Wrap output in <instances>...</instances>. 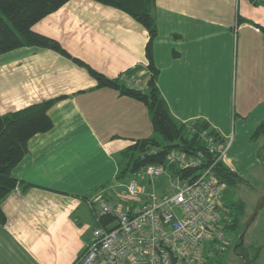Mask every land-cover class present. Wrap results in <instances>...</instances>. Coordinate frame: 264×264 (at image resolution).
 <instances>
[{
	"label": "crops",
	"instance_id": "crops-1",
	"mask_svg": "<svg viewBox=\"0 0 264 264\" xmlns=\"http://www.w3.org/2000/svg\"><path fill=\"white\" fill-rule=\"evenodd\" d=\"M153 15L158 87L170 113L187 125L207 121L230 143L223 162L251 178L264 168V137L251 141L264 122V38L257 27L264 26V6L155 0ZM33 31L68 56L37 46L0 54V113L52 102L54 124L30 139L13 171L19 191L1 203L0 264H79L99 226L96 200L124 192L117 156L153 136L145 105L97 88L88 67L146 85L149 34L126 11L95 0H69Z\"/></svg>",
	"mask_w": 264,
	"mask_h": 264
},
{
	"label": "trees",
	"instance_id": "trees-1",
	"mask_svg": "<svg viewBox=\"0 0 264 264\" xmlns=\"http://www.w3.org/2000/svg\"><path fill=\"white\" fill-rule=\"evenodd\" d=\"M68 1L0 0V54L26 46H37L68 56L57 41L33 31V26L38 21ZM95 1L126 11L140 22L149 34L146 46L149 76L146 85H143L144 90L128 86L122 78H106L88 67L90 74L97 81V88H110L118 91L123 97L143 103L151 118L153 136L138 140L117 156L119 165L117 179L125 182L144 167L166 164L167 154L177 150L189 155L204 154L203 167L215 164L213 171L225 188L237 187L245 183L246 180L232 171L223 160H218L217 153L209 152L208 143L202 135L206 134L208 138H212L216 146L225 143V140L207 121L196 120L189 125L183 124L177 121L168 109L158 87L160 71L153 57V45L158 35L157 23L153 15L155 0ZM251 1L255 6H264V0ZM238 22L243 23L245 20L239 17ZM257 27L264 38V26L257 25ZM79 64L83 65L81 62ZM51 106L52 102H44L8 115L0 113V221L3 224L6 218L2 212L1 203L18 186L17 180L13 177V171L25 156L30 139L38 134L47 133L53 128V121L48 114ZM261 137H264V122L256 128L251 141L256 142ZM196 173L197 170H191L187 174ZM224 207L229 217L226 232L232 235L240 227L241 219L245 214V205L243 203L229 205L224 201ZM260 208H264V201ZM111 221L112 219H107L103 221V225L106 226ZM241 247L239 246L237 253L245 259V264L254 263ZM218 256L219 253L216 252L212 258L205 260L204 264H221Z\"/></svg>",
	"mask_w": 264,
	"mask_h": 264
},
{
	"label": "built area",
	"instance_id": "built-area-1",
	"mask_svg": "<svg viewBox=\"0 0 264 264\" xmlns=\"http://www.w3.org/2000/svg\"><path fill=\"white\" fill-rule=\"evenodd\" d=\"M202 137L209 152L223 160L230 143L216 146L206 134ZM204 157L173 150L166 164L135 172L115 199L98 198L93 207L99 226L79 264H204L223 252L229 222L225 186L213 171L215 164L203 167ZM191 170L197 173L187 174ZM107 219L112 221L104 226Z\"/></svg>",
	"mask_w": 264,
	"mask_h": 264
},
{
	"label": "rangeland",
	"instance_id": "rangeland-1",
	"mask_svg": "<svg viewBox=\"0 0 264 264\" xmlns=\"http://www.w3.org/2000/svg\"><path fill=\"white\" fill-rule=\"evenodd\" d=\"M128 79H125V82ZM127 83V82H126ZM264 159V149L261 152ZM227 154V153H226ZM225 154V157H226ZM263 167H264V160ZM130 180V179H129ZM127 183H123L120 193L125 191ZM162 183H159L160 192ZM119 193V194H120ZM224 201L231 204L243 203L245 205V214L241 219L238 230L229 235L227 232L228 245L226 249L218 256L221 264H244L243 258H239L234 253V248L240 244V237H243L242 251L248 253L249 259L254 263L264 264V208H260L255 215L260 200L264 197V168L257 169L251 178H247L245 183L239 184L237 187H227L224 190ZM255 215V216H254ZM254 216V217H253ZM253 217L250 226L247 223ZM239 248V247H238ZM257 257V259H256Z\"/></svg>",
	"mask_w": 264,
	"mask_h": 264
},
{
	"label": "water",
	"instance_id": "water-1",
	"mask_svg": "<svg viewBox=\"0 0 264 264\" xmlns=\"http://www.w3.org/2000/svg\"><path fill=\"white\" fill-rule=\"evenodd\" d=\"M263 201H264V197L260 200V202H259V204H258V206H257L256 212H255V215H256L257 212L259 211L260 206H261V204L263 203ZM255 215H254V216H255ZM254 216H253V217H254ZM253 217H252V218L250 219V221L247 223V226H250L251 221L253 220ZM243 241H244V240H243V237L241 236V237H240V244H238V245L234 248V253H235V254H237V249H238L239 246H241V245L243 244ZM243 261L246 263L245 259H243ZM245 263H244V264H245Z\"/></svg>",
	"mask_w": 264,
	"mask_h": 264
},
{
	"label": "flooded vegetation",
	"instance_id": "flooded-vegetation-1",
	"mask_svg": "<svg viewBox=\"0 0 264 264\" xmlns=\"http://www.w3.org/2000/svg\"><path fill=\"white\" fill-rule=\"evenodd\" d=\"M236 255H238V256H239V258H241V256H240V254H239V253H237Z\"/></svg>",
	"mask_w": 264,
	"mask_h": 264
}]
</instances>
